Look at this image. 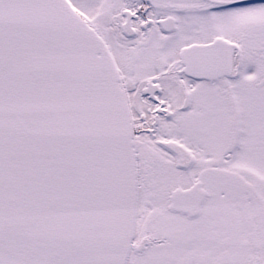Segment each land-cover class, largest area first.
I'll use <instances>...</instances> for the list:
<instances>
[{"label": "snow or ice", "instance_id": "1", "mask_svg": "<svg viewBox=\"0 0 264 264\" xmlns=\"http://www.w3.org/2000/svg\"><path fill=\"white\" fill-rule=\"evenodd\" d=\"M0 264H264V0H0Z\"/></svg>", "mask_w": 264, "mask_h": 264}]
</instances>
